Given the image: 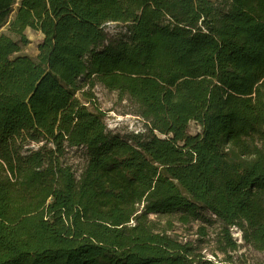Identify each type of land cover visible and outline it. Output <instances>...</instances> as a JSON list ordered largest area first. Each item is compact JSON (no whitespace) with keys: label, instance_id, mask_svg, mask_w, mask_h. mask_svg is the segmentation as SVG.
Returning <instances> with one entry per match:
<instances>
[{"label":"trees","instance_id":"trees-1","mask_svg":"<svg viewBox=\"0 0 264 264\" xmlns=\"http://www.w3.org/2000/svg\"><path fill=\"white\" fill-rule=\"evenodd\" d=\"M96 83L149 135L107 132ZM201 211L264 252V0H0V264H214L170 234Z\"/></svg>","mask_w":264,"mask_h":264},{"label":"rangeland","instance_id":"rangeland-1","mask_svg":"<svg viewBox=\"0 0 264 264\" xmlns=\"http://www.w3.org/2000/svg\"><path fill=\"white\" fill-rule=\"evenodd\" d=\"M212 1L222 2L223 0ZM105 31L110 40L117 39L120 35L129 34V28L120 23H109L105 27ZM27 35L32 43L24 53L36 57L43 35L32 30H28ZM80 83L86 84V90L90 89L84 78L80 80ZM92 93L95 96V104L105 113L104 122L107 132L112 135L119 134L122 137L149 135V126L139 114L138 106L133 102L128 99L121 100L116 92L107 90L100 83H96ZM190 132L197 133L198 126L191 124ZM36 149H38V145H36ZM87 160L85 148L70 149L63 158L64 162L73 167L78 177L82 174ZM170 234L184 243L191 242L196 255H201L203 260L213 261L214 264H264V252L257 251L247 245L239 227L234 226L230 229V237L236 243V248L228 245L222 223L207 211H201L200 218L188 225L175 221L174 230Z\"/></svg>","mask_w":264,"mask_h":264},{"label":"built area","instance_id":"built-area-1","mask_svg":"<svg viewBox=\"0 0 264 264\" xmlns=\"http://www.w3.org/2000/svg\"><path fill=\"white\" fill-rule=\"evenodd\" d=\"M194 124V123H193ZM200 131V128L198 127V132Z\"/></svg>","mask_w":264,"mask_h":264}]
</instances>
